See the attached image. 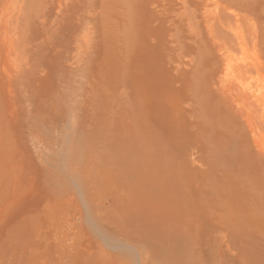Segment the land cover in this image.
Wrapping results in <instances>:
<instances>
[{"label":"rangeland","instance_id":"374dc122","mask_svg":"<svg viewBox=\"0 0 264 264\" xmlns=\"http://www.w3.org/2000/svg\"><path fill=\"white\" fill-rule=\"evenodd\" d=\"M0 264H264V0H0Z\"/></svg>","mask_w":264,"mask_h":264}]
</instances>
